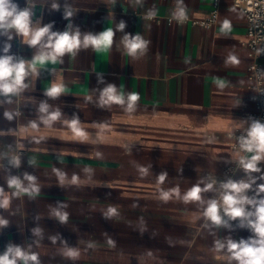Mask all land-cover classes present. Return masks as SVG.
I'll list each match as a JSON object with an SVG mask.
<instances>
[{"label":"crops","instance_id":"obj_1","mask_svg":"<svg viewBox=\"0 0 264 264\" xmlns=\"http://www.w3.org/2000/svg\"><path fill=\"white\" fill-rule=\"evenodd\" d=\"M12 2L30 11L34 28L51 24V32L79 31L83 40L111 27L114 37L106 49L82 45L56 64L38 65L35 75L26 66V87L0 95V187L10 199L7 209L0 208V218L8 222L0 226V254L19 246L37 254L39 264H238L228 259L227 247L216 249V241L238 242L254 233L234 222L215 225L204 215L215 188L202 191L201 201L185 203L183 195L198 183L203 189L207 174L222 176L233 165L234 181L255 180L243 195L264 198L257 195L264 160L257 164L259 172L248 174L239 157L253 153L234 146V134L249 128L248 115L256 110L244 10L233 0H220L217 22L204 27L192 20L209 18L215 0ZM179 8L189 21L169 22L179 18ZM66 11L73 13L67 19ZM126 35H139L146 49L129 55ZM39 51L15 29L0 34V56H12L13 62H30ZM54 83L64 91L53 98L45 93ZM109 84L124 96L123 104H101ZM132 92L139 99L129 111ZM42 103L60 118L45 125ZM73 118L86 139L73 137L65 123ZM162 173L167 175L160 183ZM26 174L35 177L36 191L13 195L11 177L31 191ZM173 189L180 195L160 198L161 191ZM56 212L67 213L66 222ZM69 250L77 255L70 257Z\"/></svg>","mask_w":264,"mask_h":264},{"label":"clouds","instance_id":"obj_2","mask_svg":"<svg viewBox=\"0 0 264 264\" xmlns=\"http://www.w3.org/2000/svg\"><path fill=\"white\" fill-rule=\"evenodd\" d=\"M182 3V0H178ZM57 8L58 5H53ZM72 11H66L65 19L72 16ZM31 13L25 8L18 10L17 5L12 0H0V30H3L0 34H7L9 29H15L18 35L24 37V42L30 47L40 46V51L33 59L28 62L20 59L13 62L14 58L9 55L0 56V95L8 96L18 94L26 85L24 84V78L28 75L27 69L32 74H37V66H43L46 63L56 64L60 57H63L66 53H74L82 45L87 48L89 46L96 50L106 49L111 46L114 32L109 27L103 32L92 35H86L83 40L79 31L71 32H51V24L43 27H32L30 20ZM177 16L180 19L186 18V13L183 8H179ZM125 27L123 21L118 25V30L122 31ZM230 23L225 21L223 24L224 29H228ZM70 28V25H69ZM47 37V41L42 43L44 38ZM12 39L11 36L8 37ZM123 43L129 55H136L142 53L146 49V42L139 36L126 35L123 39ZM10 45L6 44L4 52L7 53ZM48 49V51H45ZM233 62H237L235 57H232ZM62 62V61H60ZM102 82V81H101ZM223 86V85H221ZM64 91L62 84L54 83L47 91L46 95L50 97H57ZM139 99V95L136 92H132L128 95V110L131 111ZM100 102L104 104H123L125 102L122 94H117L116 87L109 84L101 92ZM48 105L42 103L39 111L41 113H48ZM60 112L54 111L48 113L46 116L41 117V121L45 125H50L52 122L60 118ZM5 117L11 120L12 114L5 112ZM68 127L71 129L74 138L86 139L87 134L83 131L80 122L77 118H73L71 121H65ZM32 129H36L38 126L35 121L30 124ZM241 148L248 153H253L250 157H239V164L248 174L252 172H259L260 168L257 166L258 162L264 160V124L259 121L254 122L247 130V136L240 138ZM12 163L15 167H19V159L14 158ZM166 173H162L159 176V182L163 183L166 178ZM25 179L30 182V188H25L22 185V181L18 177H11L8 180V187L15 189L13 195L28 194L36 191L35 177L25 175ZM78 178L73 177V182H76ZM264 179V176L261 177ZM255 183L253 178H249L248 181H233L229 180L222 185L223 192L221 193V200L224 206V215L235 220L242 218L247 220V226L254 233L253 237H249L247 240L241 239L240 241H234L228 239L226 244L221 241H216L215 247L219 251L227 247L230 256L229 260H236L238 264H264V198L259 200L249 199L243 193L246 190L251 189L252 184ZM213 185L211 183L206 184L202 189L198 184L194 185L184 195L183 200L185 203L192 201H201V192L211 190ZM264 193V184L257 186V195ZM173 195L179 196V190L173 189L171 191H161L160 198L164 201H168ZM10 204L8 194L4 189L0 187V208L7 209ZM245 205H251L253 211H246ZM112 213L115 209L110 210ZM56 215L62 222H66L67 213L61 214L56 212ZM204 215L212 221L215 225L225 223L220 215V204L217 200H210L208 206L205 209ZM254 217V219H253ZM7 221L0 218V226L7 225ZM37 232L39 230H36ZM68 255L75 257L77 254L75 251L69 250ZM17 261H22L23 264H28V261H32L33 264H39L38 256L35 253L29 254L19 246H8L3 254H0V264H17Z\"/></svg>","mask_w":264,"mask_h":264},{"label":"built area","instance_id":"obj_3","mask_svg":"<svg viewBox=\"0 0 264 264\" xmlns=\"http://www.w3.org/2000/svg\"><path fill=\"white\" fill-rule=\"evenodd\" d=\"M219 2L220 0H215V8L209 18L203 20L193 19L192 22L194 24H199L204 27L213 26L218 19ZM233 3L244 10L247 18L248 41L246 42V44L249 47L248 58L250 59L247 71L250 88L255 91L253 99L255 101L256 109L255 112L250 113L248 115L250 128L251 125L256 121H259L260 123L264 124V62L261 61V58L264 57V0H233ZM157 20L161 21L160 18H158ZM175 20H178L180 23H185L189 21L188 18H168L169 22H173ZM247 130L234 134V137L236 139L234 146L244 153L247 152H245L241 148L240 138L247 136ZM236 172L237 166L230 165L227 166V168L224 170L222 176H214L212 174H207L205 182L206 184L211 183L213 185L212 188H215V191L211 195V200H217V202L220 204V215L225 221L224 224L234 222L241 229L250 230V228L247 226V220L242 218H237L233 220L230 217L224 215V206L221 200V193L224 191L222 185L229 180L234 181ZM245 210L253 211L254 209L252 207L245 206Z\"/></svg>","mask_w":264,"mask_h":264}]
</instances>
